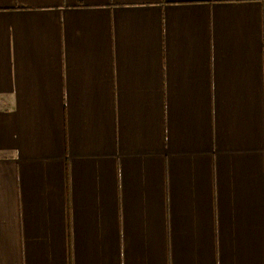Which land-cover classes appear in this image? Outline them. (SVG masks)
Returning a JSON list of instances; mask_svg holds the SVG:
<instances>
[{"label": "crops", "instance_id": "obj_1", "mask_svg": "<svg viewBox=\"0 0 264 264\" xmlns=\"http://www.w3.org/2000/svg\"><path fill=\"white\" fill-rule=\"evenodd\" d=\"M0 264H264V0H0Z\"/></svg>", "mask_w": 264, "mask_h": 264}]
</instances>
